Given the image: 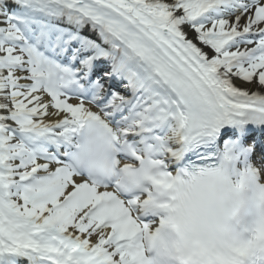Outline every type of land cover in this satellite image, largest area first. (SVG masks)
I'll return each instance as SVG.
<instances>
[{
    "label": "snow or ice",
    "instance_id": "obj_1",
    "mask_svg": "<svg viewBox=\"0 0 264 264\" xmlns=\"http://www.w3.org/2000/svg\"><path fill=\"white\" fill-rule=\"evenodd\" d=\"M0 264H264V0H0Z\"/></svg>",
    "mask_w": 264,
    "mask_h": 264
}]
</instances>
